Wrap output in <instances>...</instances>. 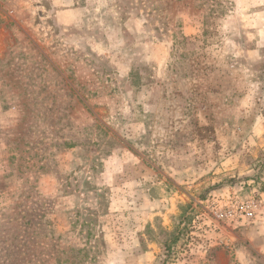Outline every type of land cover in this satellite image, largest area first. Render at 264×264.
Masks as SVG:
<instances>
[{
    "label": "rangeland",
    "instance_id": "rangeland-1",
    "mask_svg": "<svg viewBox=\"0 0 264 264\" xmlns=\"http://www.w3.org/2000/svg\"><path fill=\"white\" fill-rule=\"evenodd\" d=\"M164 261L264 264V0H0V264Z\"/></svg>",
    "mask_w": 264,
    "mask_h": 264
},
{
    "label": "trees",
    "instance_id": "trees-1",
    "mask_svg": "<svg viewBox=\"0 0 264 264\" xmlns=\"http://www.w3.org/2000/svg\"><path fill=\"white\" fill-rule=\"evenodd\" d=\"M180 233H181V231H175L176 236H175V234H174L173 239L171 240L172 244L175 243V242H177V240L180 239V236H179ZM170 246L173 247V245H170ZM167 248H168V247H167ZM164 264H165V261H164Z\"/></svg>",
    "mask_w": 264,
    "mask_h": 264
}]
</instances>
